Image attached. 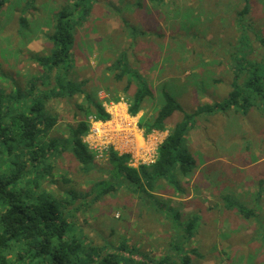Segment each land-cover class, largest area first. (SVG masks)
Listing matches in <instances>:
<instances>
[{
	"label": "rangeland",
	"instance_id": "374dc122",
	"mask_svg": "<svg viewBox=\"0 0 264 264\" xmlns=\"http://www.w3.org/2000/svg\"><path fill=\"white\" fill-rule=\"evenodd\" d=\"M89 1V14L75 15L73 68L66 79L84 83L110 119H88L84 142L98 169L82 174L67 153L52 160L41 188L59 199L71 190L85 194L95 182L109 179L103 171L109 169V147L129 154L134 168L155 161L158 145L182 119L176 113L164 132L146 136L138 127L155 117L162 88L193 113L227 99L233 67H244L247 75L257 72L255 64L264 70V46L258 42L264 39V0H164L157 7L146 0ZM62 4L66 1L9 0L0 8V88L6 95L27 91L32 78H41L38 92L56 85L57 73L43 77L33 57L49 53L47 35ZM20 19L27 24L21 26ZM118 60L121 70L131 69L120 81L112 69ZM134 80L146 82L153 98L132 117L128 101ZM126 81L132 85L124 92ZM82 102V95L47 100L49 113L58 118L49 137L67 136L68 127L82 118L75 116L74 103ZM186 140L196 169L191 178L179 179L183 192L164 182L156 185L153 194L165 202L164 212L121 186L98 201L86 197L70 206L74 233L94 248L124 244L143 259L159 260L170 257L173 247L181 248V228L197 217L192 238L182 245L192 264H264V114L252 108L246 114L199 115ZM236 204L254 210V217L245 220Z\"/></svg>",
	"mask_w": 264,
	"mask_h": 264
},
{
	"label": "trees",
	"instance_id": "16d2710c",
	"mask_svg": "<svg viewBox=\"0 0 264 264\" xmlns=\"http://www.w3.org/2000/svg\"><path fill=\"white\" fill-rule=\"evenodd\" d=\"M8 1L0 0V8ZM65 1L66 4L55 12L52 33L47 35L49 53L33 57L42 69L43 77L57 73L56 85L48 92H38L41 81L38 77L27 82L28 90L25 92L18 88L13 94L6 95L0 88V264H192L190 255L184 253L182 245L192 238L197 217L180 227L181 248L173 247L170 257L146 260L138 256L137 250H131L124 244L100 249L83 244L80 234L74 233V209L71 211L69 207L86 197H92L91 202L98 201L124 186L134 195L144 196L148 203L164 212L165 202L153 194L156 185L164 182L183 192L179 179L191 178L196 169L195 159L186 145L187 135L195 126V118L228 110L246 114L252 108L264 114V70L260 72L261 69L255 64L253 68L258 67L259 70L247 75L244 67H233L234 76L227 99L222 103L205 104L193 113L185 112L178 101L162 88L161 103L155 117L146 123L140 121L138 127L146 136L152 132H164L167 120L176 113L181 114L182 119L158 145L155 161L134 168L130 166L129 154H119L109 147V169L103 170L108 172L109 179L95 182L85 194L71 190L66 198L59 199L41 188V180L45 181L51 174L52 160L67 153L78 164L82 174L98 169L94 152L84 142L90 130L88 119L102 123L110 119L103 104L85 91L84 83L66 79L73 68L71 50L75 41V15L81 12L85 17L89 14L90 1ZM146 1L154 7L164 2ZM20 23L21 26L27 24L25 19H20ZM258 42L264 46L263 38ZM121 64L118 60L112 65V69L118 72L115 75L117 81L125 72L131 71L124 66L125 72L121 70ZM136 78L139 79V76ZM134 82L136 89L128 101V114L132 117L141 111L147 99L153 98L146 82ZM131 85V81H126L124 92ZM77 95L83 96V102L74 103V114L82 118L68 127L66 137H49L58 124V118L49 113L47 100L50 97L71 100ZM110 101L118 103L119 98L112 97ZM236 207L245 220L254 217L255 212L251 208L243 204H236ZM173 216L178 218L177 214Z\"/></svg>",
	"mask_w": 264,
	"mask_h": 264
},
{
	"label": "built area",
	"instance_id": "2783aa9c",
	"mask_svg": "<svg viewBox=\"0 0 264 264\" xmlns=\"http://www.w3.org/2000/svg\"><path fill=\"white\" fill-rule=\"evenodd\" d=\"M153 163V162H152Z\"/></svg>",
	"mask_w": 264,
	"mask_h": 264
}]
</instances>
